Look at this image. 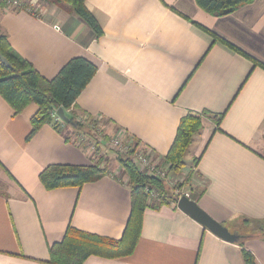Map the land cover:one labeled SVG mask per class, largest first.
<instances>
[{"label":"crops","instance_id":"0c3cea01","mask_svg":"<svg viewBox=\"0 0 264 264\" xmlns=\"http://www.w3.org/2000/svg\"><path fill=\"white\" fill-rule=\"evenodd\" d=\"M36 3V16L0 6V30L46 79L73 57L92 62L97 71L75 110L105 121L108 135L138 139L168 164L163 157L181 117L203 110L223 116L218 129L202 119L192 140L197 166L191 173L183 165L174 177L191 173L189 198L238 239L223 240L156 198L131 254L91 255L82 264H247L243 249L264 264V0L223 16L195 0H85L100 37L69 5ZM37 108L30 103L15 114L0 95V264H48L69 224L119 239L130 214L127 174L116 159L110 175L80 188L42 186L47 165H89L96 155L74 142L64 121L54 128L53 116L29 137Z\"/></svg>","mask_w":264,"mask_h":264},{"label":"trees","instance_id":"16d2710c","mask_svg":"<svg viewBox=\"0 0 264 264\" xmlns=\"http://www.w3.org/2000/svg\"><path fill=\"white\" fill-rule=\"evenodd\" d=\"M47 1L69 5L94 31L96 37L102 35L98 22L85 7V0ZM250 1L252 0H195L202 10L215 16L229 14L236 7ZM203 30L209 33L214 40L218 39L215 34L204 28ZM0 54L9 63L7 66L0 60V95L13 108L15 114L20 113L30 103H35L38 107L30 119L31 130L28 136H32L45 122L51 119L54 109L61 107L68 119L64 121V124L74 129V142L84 147L85 137L89 138L95 130V125L90 124L93 123L94 117L90 114L77 112L75 110L76 99L96 73L97 67L84 57H73L60 68L53 78L46 79L29 61L22 58L9 46L6 36L1 30ZM252 61L255 65H261L255 59ZM80 117H85L84 122L80 120ZM204 117L213 119L218 129L223 116L203 110L201 112L188 111L180 118L174 140L163 157L171 171L177 172L184 165V156L192 143L194 134L201 128ZM53 126L58 129L60 124L54 121ZM104 137L110 138L107 135ZM133 141L136 144L140 143L135 138ZM98 150V147H95L94 154H97ZM119 155L117 160L127 174V185L131 197L130 214L121 238L114 239L97 235L76 229L69 224L63 239L50 247L48 264H82L91 255L117 258L131 254L140 235L144 210L149 205H157L153 199L149 200L146 188L151 186L156 188L158 204L169 203L173 200L169 193L170 188L164 180L139 171L129 156ZM198 160L199 157L192 159L191 173V170L197 166ZM101 162L102 159L98 156L94 163L89 165L50 164L39 173L38 179L47 190L64 187L80 188L87 182H93L111 174L107 166ZM190 174L186 176V181L189 180ZM201 193L202 191L199 192V194ZM242 253L247 264H256L249 251L243 249Z\"/></svg>","mask_w":264,"mask_h":264},{"label":"built area","instance_id":"2783aa9c","mask_svg":"<svg viewBox=\"0 0 264 264\" xmlns=\"http://www.w3.org/2000/svg\"><path fill=\"white\" fill-rule=\"evenodd\" d=\"M36 2L37 0H0V6L6 11L23 10L36 16ZM52 116L59 124L63 122L62 118L57 114L56 109L53 110ZM127 138H130V136L119 132L113 136H110V145L112 148L118 151V153L126 155L130 154L139 171L162 180H167V182L172 184L171 186L174 197L172 203L174 205H177V201L181 196L184 195L188 198L190 197L189 192L187 190L184 191V186L181 183L182 179L175 178L174 174L170 175L171 170H169V164L161 165L158 160L151 156L150 151L146 147L142 146L140 143L131 145L129 143L130 140ZM176 183L178 186L174 188V184ZM146 189L149 193L150 201L158 197V192L155 189L152 187H147Z\"/></svg>","mask_w":264,"mask_h":264},{"label":"rangeland","instance_id":"374dc122","mask_svg":"<svg viewBox=\"0 0 264 264\" xmlns=\"http://www.w3.org/2000/svg\"><path fill=\"white\" fill-rule=\"evenodd\" d=\"M80 120L82 121V122H84V120H85V117H80ZM93 123L91 122L90 124L91 125H95V130L91 133V136L88 138L87 136L85 137V141H84V143H86L85 144V146H88V148H89V150L91 151V152H95V147H98V151H97V154L95 153V159H96V157H98V156H100V158L102 159V164L103 165H106L107 166V168H108V165H109V163H110V161H111V163L112 162H114V160L116 159V161L118 162V160H117V156L120 154V155H122L123 157H125V156H129L130 158H131V155L130 154H121V153H119V154H117L118 153V151H116L114 148H112L111 147V145H110V141H109V139L110 138H105L104 136L105 135H107V137L108 136H110V135H108L107 133H106V126H105V121H103V120H100V119H98V118H93ZM86 123V122H85ZM84 123V124H85ZM113 136V135H112ZM127 139H129L131 142L133 141V138L132 137H130V138H127ZM129 141V142H130ZM109 142V143H108ZM133 143V144H132ZM132 143H130V144H132V145H136V143H134V141L132 142ZM198 144V141H193V143L190 145V147H189V150H188V152H187V154L184 156V165L186 166V167H189V166H191V163H192V158H193V152H194V149H195V147H196V145ZM134 148H135V146H134ZM262 151L264 152V149H262ZM119 155V156H120ZM94 159V160H95ZM132 159V158H131ZM134 162V161H133ZM119 163V162H118ZM159 163L161 164V165H165L164 163H162L161 161H159ZM170 167V166H169ZM138 169V168H137ZM170 170V169H169ZM110 171V170H109ZM173 172V173H172ZM175 172L174 171H171V173H170V175H173ZM118 175H121L122 176V174H118ZM185 178L186 177H184V178H182V185L184 186V191H186V189H185V187H189V182L188 181H186L185 180ZM127 181V180H126ZM164 182L167 184V186L170 188V195L172 196V198H174L173 197V191H172V184H170L169 182H167V180H164ZM178 186V184L176 183V184H174V188L175 187H177ZM153 189H155L156 190V188L155 187H153V186H151ZM173 188V189H174ZM157 191V190H156ZM190 194V193H189ZM148 197H149V195H148ZM247 227H249V226H247ZM248 229H250V228H248Z\"/></svg>","mask_w":264,"mask_h":264},{"label":"water","instance_id":"95a60500","mask_svg":"<svg viewBox=\"0 0 264 264\" xmlns=\"http://www.w3.org/2000/svg\"><path fill=\"white\" fill-rule=\"evenodd\" d=\"M0 60L5 65H9L8 61L1 54ZM57 114L62 118L63 121L68 120L61 107L57 109ZM176 206L182 212L187 214L190 218L200 223L203 227H205L207 230L220 237L221 239L226 240L228 242H234L238 239V235L236 233L230 232L227 227L210 217L204 210H202L198 206L196 201L183 195L177 201Z\"/></svg>","mask_w":264,"mask_h":264},{"label":"bare ground","instance_id":"6f19581e","mask_svg":"<svg viewBox=\"0 0 264 264\" xmlns=\"http://www.w3.org/2000/svg\"><path fill=\"white\" fill-rule=\"evenodd\" d=\"M132 142H133V141H132ZM132 142L130 141L129 143H132ZM108 143H109V142H108ZM132 144H133V143H132ZM132 144H131V145H132ZM130 153H131V152H130ZM123 155H124V154H123Z\"/></svg>","mask_w":264,"mask_h":264}]
</instances>
